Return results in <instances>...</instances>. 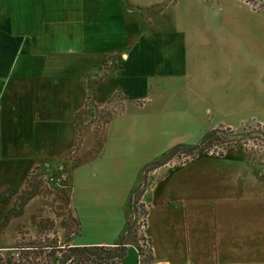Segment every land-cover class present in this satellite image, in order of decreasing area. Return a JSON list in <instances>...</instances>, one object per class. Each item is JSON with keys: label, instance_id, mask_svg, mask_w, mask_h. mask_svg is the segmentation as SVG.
Wrapping results in <instances>:
<instances>
[{"label": "crops", "instance_id": "obj_1", "mask_svg": "<svg viewBox=\"0 0 264 264\" xmlns=\"http://www.w3.org/2000/svg\"><path fill=\"white\" fill-rule=\"evenodd\" d=\"M153 4L168 14L154 29H143L138 13ZM249 16L258 19L264 33V11L251 10L241 0H0V175L15 181L29 161L54 158L70 148L77 140L74 114L86 104L84 80H107L103 86L96 83L93 93H117L121 108L102 123L99 135L88 130L80 135L78 157L64 185L77 230L85 229L88 238L79 241L73 235L68 243H117L147 162H137L129 176L127 167L108 172L100 147L95 163L80 165L97 156L91 149L95 142L104 143L107 129L135 123L120 119L128 106L152 102L154 113L164 117L167 139L147 158L176 144L192 146L217 125L238 128L203 120L206 111L232 106L236 64L249 63ZM251 122L264 120L240 126ZM166 163L150 168V182L139 194L156 211L155 220L145 221L150 257L142 264H264V248L247 242L260 238L261 226L249 223L239 240L230 217L214 216L212 230L204 232L188 219L194 201L189 177L158 176L159 170L174 166ZM252 167V200L264 204V182L256 176L261 171ZM119 187V198L110 196ZM240 200L249 202V192ZM174 204L180 209L176 216L169 207ZM120 264H139L129 246Z\"/></svg>", "mask_w": 264, "mask_h": 264}, {"label": "rangeland", "instance_id": "obj_2", "mask_svg": "<svg viewBox=\"0 0 264 264\" xmlns=\"http://www.w3.org/2000/svg\"><path fill=\"white\" fill-rule=\"evenodd\" d=\"M160 1L167 3L170 0ZM241 1L248 4L251 10L264 11L253 5L255 0L249 3ZM181 5L177 7L180 9ZM154 6L156 5L142 8L138 13V24L143 29H154L157 24L165 21L167 10L161 13ZM156 15L157 23H153ZM244 19V15H241L240 23L244 22ZM234 72L237 92L231 96L232 106L227 108L224 103L218 111H206L203 121L207 125L228 122L232 127L239 126L233 130L240 135L233 137L234 140L231 141L229 138L214 141L208 151H199L183 161H180L179 151L173 153L167 158L166 164L174 166L159 170L158 176L163 175L165 178L188 176L190 198L194 199L188 207L190 222L196 220L199 226L204 227V232H207L214 226V222L211 221L214 216L230 217V223L235 225L240 240L243 236L241 234L249 230V223L259 224L262 231L264 230V208H261L264 204L252 200L254 193L250 189L252 180L249 173L252 165L259 168L261 174L256 176L264 182V123L251 122L240 126L244 121L264 120V33L255 16H249V63L243 65L237 63ZM84 81L87 82L89 89H86V104L84 103L85 105L74 114L73 131L77 138L75 143L54 158L29 161L24 172L15 181L9 179L12 177L9 176L6 182L0 175V264H54L56 259L61 260L64 257V252L67 253V247L71 245L68 242L73 235L75 240H88L85 229L82 232L77 230L68 207L67 187L64 185L66 172L78 157V149L81 147L80 135L84 134L85 130L95 136L99 135L102 123L121 108V99H118V94L114 92L111 96L93 93L96 83L100 81V86H103L107 80L93 78ZM99 99L104 100L101 102ZM151 109L152 102H148V105L140 104V107L128 106L120 119L133 120L135 123L107 129L104 133L106 143L105 140L102 144L95 142L91 149L93 151L91 154L96 152L97 156H88L80 166L95 163L99 157L100 147L102 151L104 150L101 155L102 164L108 172L119 167H127V176L132 172L130 168L137 162L149 163L154 161L153 158L157 160L165 155V152L163 155L157 153L153 155L154 157L147 158L154 153L153 148L156 147L160 151L165 143L163 140L167 139L161 127V119L164 117H160ZM168 112L177 113L175 110ZM90 138L84 140L89 141ZM220 152L221 154H218ZM150 168L142 167V178L146 181L141 187L150 182L147 180ZM79 171L80 169L76 170V174ZM141 187L138 185L135 191ZM119 189L120 187L110 196L119 198ZM248 192L249 202L240 200V197L244 198ZM139 204L141 206L138 212L145 208L140 201H137V208ZM145 205L147 224L148 219L155 220L156 211L151 203ZM169 207L175 211L176 216L180 209L175 207V204ZM140 222V219L132 221L130 235L133 234V237L129 236L124 240L126 246L133 250L132 245L138 244V240L142 239L144 244H147L143 234L144 226H140ZM259 237H250L247 242L251 246L264 248V232ZM76 258L77 255H67L62 264H108L107 260L89 262L80 259V262H77Z\"/></svg>", "mask_w": 264, "mask_h": 264}, {"label": "trees", "instance_id": "obj_3", "mask_svg": "<svg viewBox=\"0 0 264 264\" xmlns=\"http://www.w3.org/2000/svg\"><path fill=\"white\" fill-rule=\"evenodd\" d=\"M239 132H236L232 128L227 126L217 125L215 127L210 128L195 144L192 146H182L176 144L169 150L165 155L161 158L151 161L143 166V169L148 167H155L166 161L170 155L176 152L181 153L180 161L187 159L188 156H193L199 151H208L212 146L214 141H224V138H229V140H234L235 137L239 136ZM234 137V138H233ZM218 154H221L218 153ZM141 174V181H143ZM141 190L137 189L135 191L136 194H139ZM130 212L133 213L135 211V206L130 207ZM139 210H137L138 212ZM146 213L145 209H141L138 214L144 215ZM132 220L128 219L125 227V231L120 238V240L113 244V245H97V244H90V245H69L67 248V253L64 252V257L60 259H56L54 264H62L65 261L66 256L68 255H77V262H80V259L89 261V262H96V261H108V264H120L121 257L123 256L125 249H126V241H124L127 237L132 236ZM149 254L145 257L144 260H148ZM115 259H117L115 261Z\"/></svg>", "mask_w": 264, "mask_h": 264}, {"label": "built area", "instance_id": "obj_4", "mask_svg": "<svg viewBox=\"0 0 264 264\" xmlns=\"http://www.w3.org/2000/svg\"><path fill=\"white\" fill-rule=\"evenodd\" d=\"M245 1L248 2V3L251 2V0H245ZM253 2H254L253 5H255L256 7L264 9V0H255ZM167 161H168V159H167ZM145 181H146V179L144 178V180L141 181V184H139V187H141L145 183ZM145 186L141 187L140 190L142 191V189H144ZM139 194H136L135 191H134L130 195V198H129V209H130V207L135 206V211L133 213H131L129 211V219H131L134 222H136L138 219H140V221H141L140 222V226H142V227L144 226L145 227L144 223H145V215H146V213L142 216V215L138 214V212H137V210L139 209V206H141L139 204L138 208H137V201H140L139 200ZM140 203H141V201H140ZM143 206L145 207L144 204H143ZM143 209H146V208H143ZM143 234L145 236V233H143ZM143 241L144 240H142V239H141V241L138 240V244L132 245L134 250H135L136 257H137V260H138L139 264H142V262L144 261L145 257L149 254V246H148V243H147L146 236H145V241H146L147 244L145 245Z\"/></svg>", "mask_w": 264, "mask_h": 264}]
</instances>
